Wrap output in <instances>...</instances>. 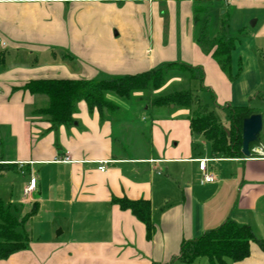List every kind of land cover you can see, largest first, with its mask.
<instances>
[{
  "label": "crops",
  "instance_id": "obj_1",
  "mask_svg": "<svg viewBox=\"0 0 264 264\" xmlns=\"http://www.w3.org/2000/svg\"><path fill=\"white\" fill-rule=\"evenodd\" d=\"M230 4L239 12L264 8V0H0V200L23 235V247L0 264L164 263L183 240L226 219L249 226L258 241L250 243L247 257H226L225 263L264 264L259 138L250 157L212 153L210 143L190 130L196 106L150 104L138 110L118 98L112 100L121 106L119 113L99 114L79 101L72 124L52 129L45 116L33 112L47 97L24 88L31 80L102 79L183 62L202 68L193 90L197 96L211 92L204 104L213 113L226 102L257 97L260 81L235 96L232 69L222 71L195 39L199 22L222 18ZM178 81L172 77L165 86ZM198 158L211 159L206 170L212 182L202 181ZM30 177L35 187L25 195ZM123 197L149 201L154 225L149 239L144 224L112 201ZM42 214L63 219L65 241L33 240L32 220ZM193 263L209 260L187 264Z\"/></svg>",
  "mask_w": 264,
  "mask_h": 264
},
{
  "label": "trees",
  "instance_id": "obj_2",
  "mask_svg": "<svg viewBox=\"0 0 264 264\" xmlns=\"http://www.w3.org/2000/svg\"><path fill=\"white\" fill-rule=\"evenodd\" d=\"M198 21L195 10L194 23ZM209 17L201 22L196 41L206 52H211L213 59L224 72H229L230 51L233 48V37L229 34L226 17L220 21L216 34L208 37ZM172 70L187 72L190 79L201 82L203 70L183 62H168L154 69L135 73L112 75L102 79H39L29 81L24 88L33 94L47 97L43 107L34 109L37 115H43L50 123V128L59 125H71L72 114L76 103L85 102L89 111L96 109L99 114L104 109L114 111L119 107L108 95L127 103H133L136 94L153 93L146 105L191 108L196 106L189 117L192 133L201 134L210 143L212 153H222L233 157H241V123L243 118L255 113V109L247 105L234 106L230 109V127L224 128L217 120L213 111L206 104H201L193 89H171L166 93H157L168 79ZM171 79V78H170ZM140 95V96H141ZM142 97V96H141ZM256 143V142H255ZM254 144V143H253ZM250 145V148L253 146ZM121 209H129L141 221L149 239L154 231L150 216L148 200H130L113 198ZM19 221L10 213L8 207L0 200V259L8 257L14 251L23 247V235L17 230ZM258 241L249 226L237 224L232 219H226L219 226L204 231L196 238L183 240L175 259L182 262H192L199 257H207L209 264H226L224 258L239 261L249 255V245ZM152 264H169L153 261Z\"/></svg>",
  "mask_w": 264,
  "mask_h": 264
},
{
  "label": "rangeland",
  "instance_id": "obj_3",
  "mask_svg": "<svg viewBox=\"0 0 264 264\" xmlns=\"http://www.w3.org/2000/svg\"><path fill=\"white\" fill-rule=\"evenodd\" d=\"M241 13H243V15ZM224 17H226L228 20L229 34L233 37V48L230 51V59L232 60V64H229L228 67L229 72H231L232 69L233 74V93L235 94V96L237 93H239V95L242 97V95H245L249 91V89L255 87L256 83L260 81V84L256 88H254V93L255 95H258L257 97L253 96L251 98H246L245 100L241 98L243 102L237 103H245L243 105L250 106L251 108L256 110L259 109V111L262 113L261 114L259 112L263 118V126L259 134V140L264 143V8L260 10L247 8L244 12H239L235 4H230L225 8V12L222 18L220 17L218 19L214 15L209 16V38L213 37V35L219 29V22L222 21ZM202 20L199 22V29ZM241 21L243 22L242 27L239 26V23ZM240 27L242 28L241 30H239ZM198 33L199 31H197V34ZM168 75L169 76L167 81L160 89L156 91L157 93L163 94L166 93L165 91H169L175 88L194 89L201 83L196 79H190L187 72L172 70ZM172 77H177L179 80L178 83H170V86L166 87V83ZM197 93L200 103L204 104L205 101H208V103H210L209 101H211L212 94L211 92H209V90H203ZM140 95L141 94L139 93L134 95V101H132L133 103L128 106H131L133 109L141 110V107H144L143 105H146V103L149 102L150 97L154 96L152 92L149 94L143 93L141 95L142 97ZM108 98L113 99L116 98V96H113V94H109ZM114 102L116 103V101ZM235 103L236 102H226L224 104H221L219 108H214V114L217 120L226 129H229L230 127V109L237 104ZM117 105L119 107H117V109H114V111L116 110L115 112L119 113L121 111V106L118 103ZM169 106H172V104H170ZM165 109L167 110L166 107L164 108V110ZM151 110H145V112L150 114L149 112ZM122 112L124 113V110H122ZM63 223V219L60 217L48 218L47 216H44L42 214V216H39L32 220L31 226H33V231L31 233V236L33 237L34 241H42L52 237L54 240L65 241L67 233H65L64 235L60 234L59 236L55 235L56 231L58 229H61ZM175 256H173L169 260V262L164 263L172 264L173 262H176L174 264H187L178 261L177 259H175Z\"/></svg>",
  "mask_w": 264,
  "mask_h": 264
},
{
  "label": "water",
  "instance_id": "obj_4",
  "mask_svg": "<svg viewBox=\"0 0 264 264\" xmlns=\"http://www.w3.org/2000/svg\"><path fill=\"white\" fill-rule=\"evenodd\" d=\"M263 126L262 115L258 112L252 113L249 116L243 118L241 123V147L240 152L244 157H250V145L257 142L260 131ZM61 230L56 231V235H59Z\"/></svg>",
  "mask_w": 264,
  "mask_h": 264
},
{
  "label": "built area",
  "instance_id": "obj_5",
  "mask_svg": "<svg viewBox=\"0 0 264 264\" xmlns=\"http://www.w3.org/2000/svg\"><path fill=\"white\" fill-rule=\"evenodd\" d=\"M250 150H252V149H250ZM261 151H262V149H261ZM68 159H69L68 156H65L64 158H62V160H64V161H67ZM209 160H211V159H208V158H198L197 159L198 168H199V170L202 171V181L206 182V183L212 182L214 180L213 174L210 172H207V170H206V163ZM99 163L100 164H99L98 168L103 171L105 169V166H104L105 161H101ZM35 183H36L35 177H30L28 185L24 188V194L25 195L29 194V192L35 187Z\"/></svg>",
  "mask_w": 264,
  "mask_h": 264
}]
</instances>
